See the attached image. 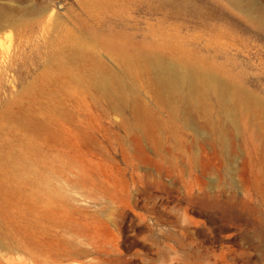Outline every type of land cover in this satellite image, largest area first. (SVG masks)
<instances>
[{
	"label": "rangeland",
	"instance_id": "1",
	"mask_svg": "<svg viewBox=\"0 0 264 264\" xmlns=\"http://www.w3.org/2000/svg\"><path fill=\"white\" fill-rule=\"evenodd\" d=\"M0 264H264V0H0Z\"/></svg>",
	"mask_w": 264,
	"mask_h": 264
},
{
	"label": "bare ground",
	"instance_id": "2",
	"mask_svg": "<svg viewBox=\"0 0 264 264\" xmlns=\"http://www.w3.org/2000/svg\"><path fill=\"white\" fill-rule=\"evenodd\" d=\"M233 1V0H232ZM240 1V0H239ZM236 4L235 5H238L237 4V2H235ZM244 3H246V2H244ZM243 6V5H242ZM248 7V6H247ZM245 8V7H244ZM249 11V10H248ZM247 11V12H248ZM252 11V10H251ZM251 14V13H250ZM263 15V14H262ZM249 16V15H248ZM257 16V15H256ZM250 19V18H249ZM152 54V53H151ZM143 55V54H142ZM147 55V54H146ZM150 55V54H149ZM142 57V56H141ZM149 57V56H148ZM145 62H147V60L145 61ZM144 63V62H143ZM149 63V62H148ZM174 64H176V63H174ZM150 65V64H149ZM148 65V66H149ZM163 66H165V65H163ZM181 66V65H180ZM166 67V66H165ZM167 68V67H166ZM177 70V69H176ZM176 70H174L173 69V67H172V69H165L164 67H159V69H156V72H155V75H156V77H157V82L160 84H166V85H169L171 88H172V86H175L174 88H175V90L179 87V84H180V81H178V77H181V74L179 73V72H176ZM190 70V69H189ZM192 71V70H191ZM196 71V70H195ZM194 71V72H195ZM150 72V71H149ZM200 72V71H199ZM151 73V72H150ZM198 73V72H197ZM196 73V74H197ZM190 75V74H189ZM200 75H201V73H200ZM204 75V74H203ZM206 76V75H205ZM214 76V75H213ZM102 77V76H101ZM106 77V76H105ZM184 77V76H183ZM189 77H191V75L189 76ZM112 78V77H111ZM192 78H193V76H192ZM114 80H116V79H114ZM177 80V81H176ZM102 81H105V79L104 80H102ZM217 81V80H216ZM114 82V81H113ZM175 82V83H174ZM212 82V81H211ZM219 83V82H218ZM104 84V83H103ZM107 84V83H106ZM220 84V83H219ZM218 84V85H219ZM190 85V88L192 89V90H194L195 89V82L193 81V82H191V84H189ZM188 86V85H187ZM221 86V85H220ZM169 87V88H170ZM228 87V86H227ZM105 88V87H104ZM187 88V87H186ZM179 89V88H178ZM188 89V88H187ZM196 89H197V86H196ZM202 90V89H201ZM229 90V89H228ZM187 91V90H186ZM172 92V91H171ZM191 92V91H190ZM219 92V91H218ZM192 93V92H191ZM193 94V93H192ZM196 94V93H195ZM219 94V93H218ZM245 94V93H244ZM180 95V94H179ZM223 95V94H222ZM172 96V95H171ZM226 96V95H225ZM186 98V97H185ZM223 99H225V98H223ZM174 100V99H173ZM181 100V99H180ZM186 100V99H185ZM221 101H222V99H221ZM239 101V100H238ZM203 102V101H202ZM235 102V101H234ZM189 103V102H188ZM221 103V102H220ZM223 103V102H222ZM221 105V104H220ZM223 105V104H222ZM236 105H238V104H236ZM230 106H231V104H230ZM247 107V106H246ZM231 108V107H230ZM233 114V113H232ZM227 120V119H226ZM231 123V122H230Z\"/></svg>",
	"mask_w": 264,
	"mask_h": 264
}]
</instances>
